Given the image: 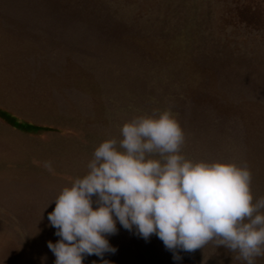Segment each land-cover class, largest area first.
Masks as SVG:
<instances>
[{"label":"rangeland","instance_id":"1","mask_svg":"<svg viewBox=\"0 0 264 264\" xmlns=\"http://www.w3.org/2000/svg\"><path fill=\"white\" fill-rule=\"evenodd\" d=\"M165 109L188 158L246 162L264 196V0H0V264H55L53 201L124 123ZM117 228L110 264H244L213 244L176 261Z\"/></svg>","mask_w":264,"mask_h":264},{"label":"clouds","instance_id":"2","mask_svg":"<svg viewBox=\"0 0 264 264\" xmlns=\"http://www.w3.org/2000/svg\"><path fill=\"white\" fill-rule=\"evenodd\" d=\"M119 133L95 148L86 173L53 201L55 264H84L92 255L110 264L103 257L117 251L108 239L117 224L146 241L155 235L176 261L209 244L244 264L264 257V196L254 197L246 162L188 158L170 109L134 117ZM44 166L52 170L50 161Z\"/></svg>","mask_w":264,"mask_h":264}]
</instances>
